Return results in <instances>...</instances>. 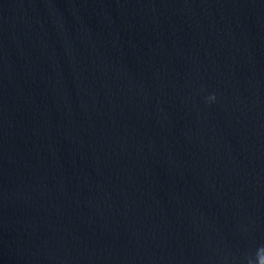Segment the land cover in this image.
<instances>
[{
  "label": "water",
  "instance_id": "95a60500",
  "mask_svg": "<svg viewBox=\"0 0 264 264\" xmlns=\"http://www.w3.org/2000/svg\"><path fill=\"white\" fill-rule=\"evenodd\" d=\"M264 0H0V264H264Z\"/></svg>",
  "mask_w": 264,
  "mask_h": 264
},
{
  "label": "clouds",
  "instance_id": "9594fccd",
  "mask_svg": "<svg viewBox=\"0 0 264 264\" xmlns=\"http://www.w3.org/2000/svg\"><path fill=\"white\" fill-rule=\"evenodd\" d=\"M262 250H264V249H262Z\"/></svg>",
  "mask_w": 264,
  "mask_h": 264
}]
</instances>
